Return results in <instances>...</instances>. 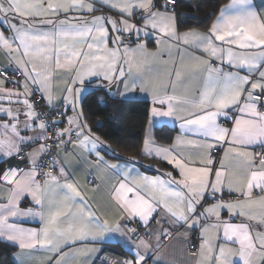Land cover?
<instances>
[{
  "label": "snow or ice",
  "instance_id": "6c2138e0",
  "mask_svg": "<svg viewBox=\"0 0 264 264\" xmlns=\"http://www.w3.org/2000/svg\"><path fill=\"white\" fill-rule=\"evenodd\" d=\"M175 3L0 0V241L14 264H95L110 239L130 258L101 264H264V7L230 0L207 31L181 32ZM91 81L151 97L140 153L172 170L102 154L81 106ZM156 118L179 123L167 144ZM173 240L190 255L162 256Z\"/></svg>",
  "mask_w": 264,
  "mask_h": 264
},
{
  "label": "crops",
  "instance_id": "0c3cea01",
  "mask_svg": "<svg viewBox=\"0 0 264 264\" xmlns=\"http://www.w3.org/2000/svg\"><path fill=\"white\" fill-rule=\"evenodd\" d=\"M230 2V0H227L225 3L222 4L221 7H223L224 5L228 4ZM255 5L257 6V8H261L264 7V0H254ZM220 7V8H221ZM220 10V9H219ZM95 15H100L102 14L101 12H97L94 13ZM104 14H107V10L104 11ZM176 14V12H175ZM219 14V11L216 15ZM112 15H115V13H112ZM176 18H177V26L179 31L183 32L186 31L188 29L182 30L180 28L179 25V19L178 16L176 14ZM216 16L214 17V19L212 20V22L215 20ZM211 22V23H212ZM211 25V24H210ZM209 25V26H210ZM208 26V27H209ZM0 27H3L2 25H0ZM207 27V28H208ZM207 28L205 29H200V28H190V29H197L201 32L207 31ZM7 34V33H6ZM134 38V37H133ZM143 39H145L147 41L148 44V48L150 50H155V37L153 35H148L147 37H142ZM94 89H99L96 87L95 81H91L89 83H87L84 91L81 94V106L83 108V102L84 99L86 97V95L91 92ZM107 93L108 97L112 99V101H118V102H125V101H129V100H145L148 101L150 106H151V97L148 96L145 93H140L139 91L137 92H133V93H128L127 95H118V91H122L121 90H117L115 88H113L111 91L108 90H103ZM84 111V108H83ZM69 115H71L72 113L69 112ZM84 116L89 124V126L91 127L92 131L100 137V139L102 141L105 142L106 146L103 152H108V159H112L111 156V152L114 151L115 153H117L119 155V158L121 161H123V159L125 158H130V157H135L136 160L138 161V163L136 164V167L143 173L147 174V175H151V176H155V175H160L161 172L163 171H170L172 170L171 167L169 165H167L164 162L158 161L156 159H153L152 157H146L141 155L140 153V149L143 145V140L145 138V133L148 131L149 125H148V119H149V114L146 117V119L144 120V125H143V131H142V138L141 141L138 145V147L133 148V145H129L127 142L122 141V143H117V142H113L110 140H106L103 137H101L96 131H95V127L97 124V120H90L87 117V114L84 111ZM224 118H221L222 122H223ZM118 120V118H117ZM226 126H230V123L227 124ZM117 128L121 129L120 127V122H117ZM179 123L176 121H173L170 118H156V120L154 121V125L152 128V132L154 135V138L156 139L157 143L160 144H167L170 142L169 138L175 137L178 133H179ZM257 151L259 150V148L256 149ZM220 154L219 157L223 155V151L219 150ZM218 157V158H219ZM115 162V161H113ZM166 164L167 167L162 166L161 164ZM0 166L1 168H3L5 166V162L3 159H0ZM78 179H80L81 183H84V172L78 171ZM174 175L178 176V173L174 172ZM88 179L91 180L92 176L89 175ZM91 195V193H89ZM229 195L227 192L224 193V196ZM97 199L100 201V204L103 205L105 200L107 199V197L103 194L100 193L97 195ZM28 201H25L21 207H26L28 206ZM223 215L226 217L227 216V212L225 211L223 213ZM23 225L25 227H35L38 228L40 227V222L38 219H33L31 217L26 218L23 220ZM182 231V230H181ZM198 235V232H194L192 234V236L189 238L191 243L194 242L195 244H197L198 246V239L196 238ZM2 243H6L8 245H11L8 242H4V241H0ZM166 246L164 248L161 249V255L166 257V258H171L173 255H176L177 258H180V256L183 254L185 257L190 255L188 253L182 252V249H186L187 245H183L181 246V244H179L177 241H168L165 242ZM96 247L100 248L101 251L97 254L96 257H94L95 260V264H101V259H103L104 257H107L109 259H123V258H130V250L129 247L126 245H122L118 242H116L115 240H107L102 244H97ZM18 249L15 248V250L13 251V253L15 251H17ZM12 253V254H13ZM119 254V255H117ZM149 255L151 256L152 254L149 253ZM12 261L14 263L13 260V255H12ZM149 264H151V260H149Z\"/></svg>",
  "mask_w": 264,
  "mask_h": 264
},
{
  "label": "trees",
  "instance_id": "16d2710c",
  "mask_svg": "<svg viewBox=\"0 0 264 264\" xmlns=\"http://www.w3.org/2000/svg\"><path fill=\"white\" fill-rule=\"evenodd\" d=\"M227 0H177L174 9L182 30L207 28L220 7ZM83 108L90 120H97L95 131L104 139L117 143L122 141L138 147L144 120L149 114L150 104L145 100L112 101L101 89L89 92L83 102ZM118 118V120H117ZM120 122L121 129L117 128ZM166 166V164H161ZM1 168V166H0ZM15 247L0 242V264H14L12 253ZM119 255V254H117Z\"/></svg>",
  "mask_w": 264,
  "mask_h": 264
},
{
  "label": "built area",
  "instance_id": "2783aa9c",
  "mask_svg": "<svg viewBox=\"0 0 264 264\" xmlns=\"http://www.w3.org/2000/svg\"><path fill=\"white\" fill-rule=\"evenodd\" d=\"M177 1V0H176ZM33 99H35V100H37V101H39L40 100V96H39V94H37L36 96H34L33 97ZM41 103H43L42 101H41ZM39 110L40 111H47V108H45V107H41V108H39ZM57 118H59V117H57ZM214 156L215 157H219V154H220V152H219V150H217V151H215L214 153ZM9 165L7 164V163H5V166L3 167V168H7ZM21 167H23V165H21ZM3 168H0V169H3ZM232 198H234L233 196H230V195H226V196H224V199H232ZM193 244H195L194 242H192ZM195 245H197V244H195Z\"/></svg>",
  "mask_w": 264,
  "mask_h": 264
}]
</instances>
